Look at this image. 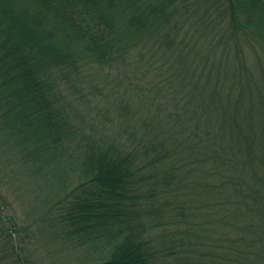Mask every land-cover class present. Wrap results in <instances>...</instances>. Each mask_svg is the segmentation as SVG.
<instances>
[{
	"label": "trees",
	"instance_id": "obj_1",
	"mask_svg": "<svg viewBox=\"0 0 264 264\" xmlns=\"http://www.w3.org/2000/svg\"><path fill=\"white\" fill-rule=\"evenodd\" d=\"M27 236L264 264V0H0V264Z\"/></svg>",
	"mask_w": 264,
	"mask_h": 264
},
{
	"label": "rangeland",
	"instance_id": "obj_2",
	"mask_svg": "<svg viewBox=\"0 0 264 264\" xmlns=\"http://www.w3.org/2000/svg\"><path fill=\"white\" fill-rule=\"evenodd\" d=\"M82 109V106H79ZM87 113L82 115V117H86ZM107 117L113 121L114 124V117L113 115H107ZM102 120H104V117H100ZM113 126V125H112ZM114 131L113 129L110 130V133ZM3 194L7 196V199L9 202H11V209L8 211L5 210L4 214L8 216L14 215L15 218L21 220V209H23L22 206H19L18 204L14 203L12 198H10L9 194L6 193L5 190H2ZM13 217V216H12ZM23 244L30 248V251H32L35 255V261H37L39 264H78V261L76 260V257H70V254L67 251L61 250L60 252L57 250L56 247H54V251L52 247L54 245H46V243H43V241H40V243L36 242L34 239H32V236H27L23 241ZM55 251L59 254H56ZM53 258L56 260V263L53 262ZM34 259V257L32 258ZM81 259V258H80Z\"/></svg>",
	"mask_w": 264,
	"mask_h": 264
}]
</instances>
